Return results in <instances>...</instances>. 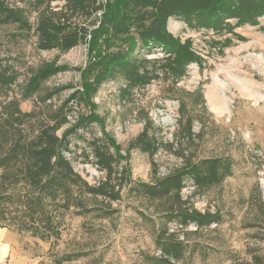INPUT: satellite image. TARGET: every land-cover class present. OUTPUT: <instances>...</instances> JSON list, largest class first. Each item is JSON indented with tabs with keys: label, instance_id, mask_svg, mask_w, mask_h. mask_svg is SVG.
Here are the masks:
<instances>
[{
	"label": "rangeland",
	"instance_id": "374dc122",
	"mask_svg": "<svg viewBox=\"0 0 264 264\" xmlns=\"http://www.w3.org/2000/svg\"><path fill=\"white\" fill-rule=\"evenodd\" d=\"M106 1L94 0L91 13L64 0L8 2L23 8L30 30L0 26V65L16 75L0 85V135L18 128L30 138L51 124L47 132L63 141L61 156L98 191L74 192L80 213L72 207L58 217V234L48 239L18 230V213L11 215L1 227L11 246L0 264H264V14L254 23L224 17L215 25L168 16L178 51L137 41L129 55L135 67L104 78L90 109L73 93L82 90L89 31ZM42 10L68 25L63 32L77 31L74 46L39 47ZM45 62L65 67L23 97ZM15 107L32 118L5 116ZM91 112L94 120L76 125ZM177 173L178 183L158 186L167 193H153V185ZM190 212L215 221L183 216ZM162 234V242H182L176 257L163 254Z\"/></svg>",
	"mask_w": 264,
	"mask_h": 264
},
{
	"label": "trees",
	"instance_id": "16d2710c",
	"mask_svg": "<svg viewBox=\"0 0 264 264\" xmlns=\"http://www.w3.org/2000/svg\"><path fill=\"white\" fill-rule=\"evenodd\" d=\"M37 6L43 0H37ZM55 0H46L47 4ZM67 6L78 7L87 13L94 12V0H64ZM9 0H0V26L14 24L21 30H30V25L23 14V8L12 6ZM151 7L150 11L145 8ZM39 11L36 30L40 34L39 47L45 50L56 48L68 50L74 46L78 38L76 30L65 31L67 26L57 23L53 14H42ZM264 14V0H109L103 5L101 20L98 26L90 29L88 40L87 63L80 70V83L82 90L74 91L73 95L82 99L90 109L94 107L92 94L101 81L111 73L121 70L126 72L135 67L129 55L140 41L142 46L157 45L169 51L175 49V42L171 41L166 31V20L170 15L180 16L184 19L194 17L199 23L215 25L225 18H237L242 23H254ZM59 18V17H58ZM187 20V19H186ZM84 30V29H82ZM86 32V30H85ZM65 33V34H64ZM83 33L80 34V36ZM136 35L138 37L136 38ZM137 39V40H136ZM127 44L126 49L121 46ZM118 48L119 51L115 49ZM65 66H56L53 62H45L39 66L25 84L23 97L35 93L43 80L62 70ZM128 73L127 75H129ZM16 75L8 72L0 65V85H7L15 81ZM63 106L57 111L56 118L61 116ZM5 116L32 118L31 113H23L17 107ZM16 115V116H15ZM94 113L81 116L77 122L85 123L94 120L90 117ZM98 119V116H95ZM51 124L39 128L36 135L27 138L26 134L16 128L13 136L0 135V227L9 226V222L18 213L17 229L30 231L31 235L41 239H48L58 234L60 220L72 207L75 213H80L78 206L82 201L74 192H97L81 181L78 174L71 168L68 161L61 156L62 140L54 133ZM64 140V139H63ZM212 162V161H211ZM179 174L167 176L153 185V193L162 195L167 193L170 183L177 181ZM167 184L165 188L159 185ZM20 201L21 207H12L13 199ZM10 206V207H9ZM13 206V205H12ZM74 209V208H73ZM186 218H193L197 223L209 225L215 221L211 214L183 213ZM164 234L160 236L159 241ZM166 241V242H165ZM161 241L162 252L165 255L176 257L177 248L182 242L166 238ZM159 243V244H160Z\"/></svg>",
	"mask_w": 264,
	"mask_h": 264
},
{
	"label": "crops",
	"instance_id": "0c3cea01",
	"mask_svg": "<svg viewBox=\"0 0 264 264\" xmlns=\"http://www.w3.org/2000/svg\"><path fill=\"white\" fill-rule=\"evenodd\" d=\"M7 229L0 227V261L5 259L8 255V251L10 249V240L6 239L5 236L7 235Z\"/></svg>",
	"mask_w": 264,
	"mask_h": 264
}]
</instances>
